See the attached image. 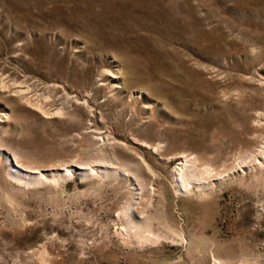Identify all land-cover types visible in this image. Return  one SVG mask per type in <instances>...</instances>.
Segmentation results:
<instances>
[{"label":"rangeland","instance_id":"374dc122","mask_svg":"<svg viewBox=\"0 0 264 264\" xmlns=\"http://www.w3.org/2000/svg\"><path fill=\"white\" fill-rule=\"evenodd\" d=\"M0 264H264V0H0Z\"/></svg>","mask_w":264,"mask_h":264},{"label":"bare ground","instance_id":"6f19581e","mask_svg":"<svg viewBox=\"0 0 264 264\" xmlns=\"http://www.w3.org/2000/svg\"><path fill=\"white\" fill-rule=\"evenodd\" d=\"M181 177H183L184 178V180L182 181V183H184L185 185H186V183H188L187 181H186V176H184V174H183V170L182 169H180V174H179ZM188 177V176H187ZM57 178H59V176H57ZM62 178V177H61ZM21 179V178H20ZM56 179V178H55ZM60 179V178H59ZM58 179V180H59ZM28 181H34L33 179H28ZM137 232V231H136ZM135 232V233H136ZM137 233H139V232H137ZM140 234H141V232H140ZM143 235V234H142ZM145 235V234H144ZM139 238V237H138ZM142 238V237H141Z\"/></svg>","mask_w":264,"mask_h":264}]
</instances>
